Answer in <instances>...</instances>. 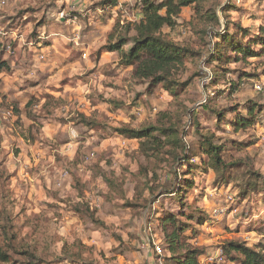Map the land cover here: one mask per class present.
<instances>
[{
  "label": "rangeland",
  "instance_id": "obj_1",
  "mask_svg": "<svg viewBox=\"0 0 264 264\" xmlns=\"http://www.w3.org/2000/svg\"><path fill=\"white\" fill-rule=\"evenodd\" d=\"M116 1L2 0L1 39L11 49L1 58L24 99H12L18 93L2 79L0 251L8 260L0 264H154L155 242L165 264H176L160 227L171 214L190 224L184 236L201 264H230L220 257L228 241L264 248V92L256 87L264 54L237 59L227 50V60L206 62L215 32L234 34L237 23L258 31L264 0H208L163 29L189 51L185 72L174 75L178 89L135 77L104 49L111 32L112 41L129 39L125 49L133 42L142 0ZM30 42L38 50L26 53ZM48 56L61 64L58 83L33 67ZM241 117L249 124H237ZM154 126L172 128L181 143L120 132Z\"/></svg>",
  "mask_w": 264,
  "mask_h": 264
},
{
  "label": "trees",
  "instance_id": "obj_2",
  "mask_svg": "<svg viewBox=\"0 0 264 264\" xmlns=\"http://www.w3.org/2000/svg\"><path fill=\"white\" fill-rule=\"evenodd\" d=\"M105 4L115 6L116 0H105ZM208 0H142L139 9L140 13L136 14V22L132 26L135 34L132 38V43L128 49L124 47L129 43L126 36L117 35L114 41L113 32L109 34L111 41L109 45L104 46L109 52H118L123 63L133 66V74L137 78L150 79L154 83L169 84L174 89L181 88L182 83H179L177 77H174L175 72L181 75L185 71H181L180 67L184 66L186 57L189 56V51L182 45L168 38L163 33V29L168 26L172 27L176 24V18L185 7L195 6L199 11L201 4ZM231 3V2H229ZM233 5V4H229ZM229 6H221L222 13L230 10ZM231 7V6H230ZM234 7V6H233ZM219 20L216 19V23ZM234 34L229 32V29H224L215 32V38L220 39L219 42L214 43L213 52L207 58V63L214 60L228 59L229 56L224 52L232 50L235 57L243 59L250 57H258L264 54V24L260 25L256 33L250 34L249 29L243 27L241 24H234ZM248 40L244 42L245 38ZM1 38V37H0ZM260 47L258 50L255 47ZM6 44L0 39V73L10 70V64L1 55L6 50ZM213 75V74H212ZM174 77V78H173ZM213 77V76H212ZM255 106H250L249 114L255 110ZM82 121L88 124V118L81 115ZM249 120L241 117L237 121L239 125H248ZM172 128L161 126L160 128L147 127L140 130L122 128L121 133L128 134L131 138L138 139H153L160 140L161 136L171 139L176 145H179L180 139L175 132H169ZM169 133H166V132ZM155 132L158 134L156 136ZM208 142L205 140V145ZM158 146V145H154ZM208 153L218 161L217 147L212 146ZM222 163L221 160H219ZM193 182L187 180L185 189L191 187ZM153 191V190H152ZM180 191L179 193H181ZM178 195V193L176 192ZM179 197V196H178ZM182 211V209H181ZM183 212V211H182ZM181 212V213H182ZM187 215L189 220H202L192 214ZM190 224L183 222L177 218L175 214L166 216L161 220V229L164 234L166 248L169 250L171 258L175 260L176 264H201L200 258L202 251L187 242L184 233L188 230ZM25 253V252H24ZM226 257L230 264H264V248L261 245L249 246L245 242L228 241L223 246V254L220 256L222 259ZM0 258L4 261L8 260L7 254L0 251ZM164 258V264L166 259ZM62 259V258H59ZM62 263L63 260H60Z\"/></svg>",
  "mask_w": 264,
  "mask_h": 264
},
{
  "label": "crops",
  "instance_id": "obj_3",
  "mask_svg": "<svg viewBox=\"0 0 264 264\" xmlns=\"http://www.w3.org/2000/svg\"><path fill=\"white\" fill-rule=\"evenodd\" d=\"M23 35L20 37L21 39L18 41V45H21L20 43H22V45H26L25 44V42H22L23 41ZM1 39V38H0ZM2 40V39H1ZM4 41V40H3ZM15 42V43H14ZM13 42V44L15 45V46H17V43H16V39H15V41ZM12 44V45H13ZM32 43L30 42V44H28L27 46L28 47H25L24 48V50L23 51H26V53H30V52H32L33 51V49L35 50V51H37L38 49H36V47H32V45H31ZM38 46V45H37ZM19 47V46H18ZM39 47V46H38ZM27 48H30V49H27ZM52 49L54 48V46L53 47H51ZM17 49V48H16ZM107 51V50H106ZM114 52H116V51H114ZM36 55V53L34 52V56ZM47 61L45 62V63H34V66L33 67H35L37 70H41V71H43V72H45L46 73V75L47 76H49V78H55L56 79V83H58L59 82V78H58V75L61 73V69H59V71H57L56 73L54 72V70H56V68H58V66H61V64H56V63H58L57 61H55L54 59H52V57H50V56H48L47 57ZM11 66V65H10ZM12 69H13V66H12ZM5 73H7V72H5V71H3L2 73H0V85L1 84H3V81H2V79L3 80H5L6 82H8V83H10V86L13 88V91H15V92H17L18 94H16V93H11V95H12V99H14V98H16V100H18V101H22L23 99H24V94H23V91L22 90H20V85L19 84H17L15 81H13L14 79H13V77L12 76H10L9 74H11V73H7V75L8 76H10V77H6L5 76ZM17 75V74H16ZM34 90H32L33 91V97H35L34 95L37 93V91H38V89L35 87V88H33ZM7 93H9V90H7L6 91V95H7ZM15 94V95H14ZM36 154L38 155V157L39 158H41V152L40 151H37L36 152ZM36 154H34V158H36ZM29 160V159H28Z\"/></svg>",
  "mask_w": 264,
  "mask_h": 264
},
{
  "label": "built area",
  "instance_id": "obj_4",
  "mask_svg": "<svg viewBox=\"0 0 264 264\" xmlns=\"http://www.w3.org/2000/svg\"><path fill=\"white\" fill-rule=\"evenodd\" d=\"M3 2L2 0H0V7L2 6ZM6 32L3 31V29L0 27V37L3 38L4 36H6ZM11 47L7 46L6 50L10 51ZM257 89L259 91H263L264 92V85H256ZM154 251L157 254V259H155L154 264H164V254H163V246L162 244H160L159 242H155V246H154Z\"/></svg>",
  "mask_w": 264,
  "mask_h": 264
}]
</instances>
